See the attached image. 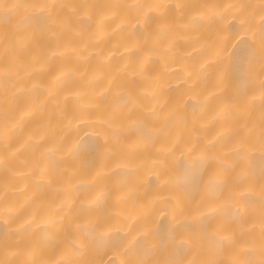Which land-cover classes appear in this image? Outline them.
Instances as JSON below:
<instances>
[{
  "label": "bare ground",
  "instance_id": "1",
  "mask_svg": "<svg viewBox=\"0 0 264 264\" xmlns=\"http://www.w3.org/2000/svg\"><path fill=\"white\" fill-rule=\"evenodd\" d=\"M54 2L77 6L59 10L69 28L53 36L29 22L27 49L0 44V260L258 264L261 0ZM19 21L0 22V38ZM225 41L255 58L256 76L221 91L208 63ZM213 234L234 243L218 253Z\"/></svg>",
  "mask_w": 264,
  "mask_h": 264
},
{
  "label": "snow or ice",
  "instance_id": "2",
  "mask_svg": "<svg viewBox=\"0 0 264 264\" xmlns=\"http://www.w3.org/2000/svg\"><path fill=\"white\" fill-rule=\"evenodd\" d=\"M80 7H87L86 5ZM129 7L143 8V5L133 4ZM156 5H149V13L155 9ZM180 7V5H177ZM61 9H70L73 16L77 14V6L68 4V3H56L48 2V0H17L15 3H5L4 0H0V22L7 24L8 21L15 15H20V21L17 25L15 34L9 38L7 36V29H5L4 37L0 38V44L4 45V52L7 54L16 49H27L31 37L23 30V25L29 22H35L39 28L42 30L51 31L53 36L57 35L56 29L64 30L70 27V22L68 17L61 18L60 11ZM261 16H260V72L259 75L261 79L259 81L260 86V100L262 111H264V0H261L260 3ZM243 23V22H242ZM239 34H237L236 39L239 40ZM235 49V44L232 45L230 49L228 47L227 41L223 46L217 47L214 53L213 60L208 63V68L217 75L221 80L223 87L221 91H224L228 87L229 81H240L244 80L245 82H250L255 79L256 71L254 68L255 58L249 59L246 63L239 57L234 56L233 50ZM239 92L240 90L237 89ZM18 93H23L24 89L18 88ZM16 95V93H13ZM231 101L232 97H228ZM135 106V101H133ZM239 107L237 102L235 105ZM111 127V125H109ZM242 125L238 124V127ZM260 140L264 144V127L260 131ZM246 149V141L243 137L236 139L233 143V147L230 149V152L235 160L243 159V153ZM190 152L195 151V146H190L188 148ZM171 151V150H169ZM204 158H202L203 160ZM261 206L264 208V200L261 201ZM243 209L238 208L236 216L239 217ZM52 223H55L53 221ZM262 223H264V215H262ZM149 229L145 228L142 233H138V236L134 238L133 247L140 246L142 244L144 236L147 235ZM262 235H264V228H262ZM213 245L218 253L223 252V245L226 243H234L231 237L227 235L217 236L213 234ZM132 249L130 248V251ZM144 257H147L151 253V249H140ZM0 264H7L6 261L0 260ZM58 264H88L87 261L76 262L73 260H63L58 262ZM128 264H161L159 260H149L147 258H139L131 260ZM165 264H182V262L177 261H167ZM188 264H241L240 261L232 260H208V261H196L195 259L188 262ZM244 264H250V262H244ZM258 264H264V251H262V258Z\"/></svg>",
  "mask_w": 264,
  "mask_h": 264
}]
</instances>
